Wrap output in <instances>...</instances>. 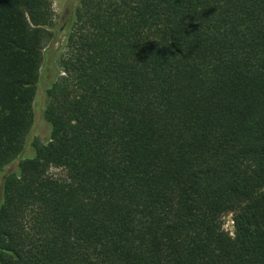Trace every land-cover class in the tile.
<instances>
[{"label":"trees","instance_id":"1","mask_svg":"<svg viewBox=\"0 0 264 264\" xmlns=\"http://www.w3.org/2000/svg\"><path fill=\"white\" fill-rule=\"evenodd\" d=\"M53 16L0 0V264H264V0H79L23 155Z\"/></svg>","mask_w":264,"mask_h":264},{"label":"rangeland","instance_id":"2","mask_svg":"<svg viewBox=\"0 0 264 264\" xmlns=\"http://www.w3.org/2000/svg\"><path fill=\"white\" fill-rule=\"evenodd\" d=\"M54 11L52 30L53 39L51 43L46 46L44 61L42 64L40 74V84L38 93L34 103L35 116L33 127L27 138V144L23 151V155H30L32 153L31 141L35 138L45 139L47 136V127L41 115V108L44 103V89L55 75L57 69L56 56L58 49L64 45L66 27L70 22L72 10L77 6L79 0H51ZM17 161L7 165L4 169L0 170V186L2 178L8 170L15 169ZM50 172L59 174V169H51ZM223 227L229 232H233V224L231 214H226L223 217Z\"/></svg>","mask_w":264,"mask_h":264}]
</instances>
